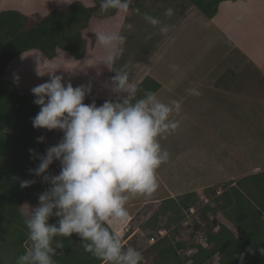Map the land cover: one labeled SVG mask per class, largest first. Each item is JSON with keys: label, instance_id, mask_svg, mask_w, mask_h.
<instances>
[{"label": "clouds", "instance_id": "obj_1", "mask_svg": "<svg viewBox=\"0 0 264 264\" xmlns=\"http://www.w3.org/2000/svg\"><path fill=\"white\" fill-rule=\"evenodd\" d=\"M131 4L132 0H99L101 13L115 10L121 20L113 29L94 33L102 54L85 64H102L115 73L106 86L117 94L116 100H105L100 106L95 101L85 104L91 84L73 87L62 75L55 74L59 67L39 73H47L49 80L31 89L36 97L33 102L40 108L32 118V126L60 130L63 136L45 154L29 149L30 158L39 159L38 166L29 172L41 177L49 187L39 194L37 205H28L24 212L30 247L18 256L16 264H56L57 249L64 247L63 239L57 238L72 234L80 238L86 252L103 264L143 262L142 252L125 247L120 234L111 231L107 223H124L129 219L126 204L131 196H151L157 191V170L169 160V152L162 148L160 139L179 127V121L172 116L182 112V102L164 103L153 92L138 97L141 82L130 77L128 70L115 68L125 51V32L132 29L126 18L130 12L139 13V9L130 8ZM173 14V8L165 10V16ZM143 18L158 27L161 34L170 30L157 17L144 13ZM187 91L200 95L196 88ZM36 139L40 143L45 137ZM54 161H59L60 171L51 175L47 170ZM34 183L35 179L22 180L20 187ZM50 218H55V222L50 223ZM259 251L264 254V248ZM244 256L245 253L239 254L241 264Z\"/></svg>", "mask_w": 264, "mask_h": 264}, {"label": "trees", "instance_id": "obj_2", "mask_svg": "<svg viewBox=\"0 0 264 264\" xmlns=\"http://www.w3.org/2000/svg\"><path fill=\"white\" fill-rule=\"evenodd\" d=\"M159 1L132 0L130 8L144 11ZM186 1L210 19L224 0ZM115 12L110 10L108 13H101L99 0L94 7L87 5L84 0H72L67 7L50 10L38 19L18 9L0 10V264H16L18 256L30 247L21 204L27 201L32 206L37 205L39 194L49 187L41 177L29 172V169L38 166L39 159L30 158L29 152L27 156H22L14 149L17 143L15 140L18 139L13 137V133H21L28 138L30 135L39 137L43 136V128L32 126V118L40 110L34 102V110L22 115L24 124L14 123L15 112L18 110L16 106L23 100L34 101L36 97L20 95L12 90L10 80L5 78L6 68L20 53L32 49L42 52L48 59L56 56L58 48L70 51L75 58H79L86 51V40L80 32L88 28L93 17L107 18ZM140 82L138 97L145 92L155 93L161 86L151 76H145ZM24 143L27 144L26 141ZM30 179H35L36 183L20 187L22 180ZM210 192L211 200L201 205L197 211L202 214L219 211L227 225L224 222L207 225L203 235L199 237L203 242L175 239L168 231L164 235L160 234L161 230L167 229L166 221L171 220V224L176 227L183 212L197 204L199 195L196 191L142 206L129 221L128 231L124 235L137 228L142 230L141 234L128 241L134 240L131 245L142 252L144 263L206 264L211 257L219 254V264H241L239 254L245 253L243 264H264V254L259 251L264 248V170L225 182L220 192L216 189ZM49 222L54 223L55 218H50ZM230 226L236 230V234ZM57 239H63L64 247L57 249V255L54 256L56 264L101 262L84 250L76 234ZM124 246L128 247L126 244ZM68 248L71 249L70 252L66 251ZM249 248L253 250L251 253L247 252ZM188 249L191 252L182 256L180 251ZM69 256L73 259L67 262Z\"/></svg>", "mask_w": 264, "mask_h": 264}, {"label": "rangeland", "instance_id": "obj_3", "mask_svg": "<svg viewBox=\"0 0 264 264\" xmlns=\"http://www.w3.org/2000/svg\"><path fill=\"white\" fill-rule=\"evenodd\" d=\"M84 1L87 5H93L97 2V0ZM68 4L69 3H65L64 0H0V10L18 9L22 13L34 19H38L50 10H61L67 7ZM144 13L159 19L163 17L162 13L154 15L148 10L143 11L139 9V13L130 12L125 22L130 23L132 29L126 31L125 35L127 32H131L134 36L136 35L133 42L137 44L131 45V48H133L131 56H134V59L131 60L130 55L126 54V52L130 51V43L133 42H126L124 45V57H126L129 62L124 63L127 66L120 67L122 63L121 57L115 64V68L118 67V70H133L130 77L134 78V80H136L138 72L144 73V70L148 72L151 70L147 63L143 62L145 58L149 57L150 53L146 54L145 50H141V47L139 48L140 50L138 49V44H140L144 36L146 37L147 33L149 34L150 31H152L153 34L155 33V27L144 20ZM174 16L175 14L171 17L166 16L165 22L169 23ZM120 20L121 16L116 12L112 16L103 19L93 17L89 22L88 28L80 32L82 38L86 40V49L88 47L91 49L85 52L92 54L96 53V56L101 55L102 50L95 40L94 33L100 29H113ZM203 43L204 42L197 41L191 45L189 52L183 48L179 55L176 52L174 54L175 56H169L167 75H175L176 70H173L171 65L177 64L180 58H194L196 55H200ZM186 46L189 47L188 45ZM227 47L228 43L226 41L223 44L220 40L216 41V51H212L216 59L215 77L217 75L220 76L222 70L235 69L239 64L243 63V60H238V54L235 51H232L230 57L225 59L222 58L223 60L220 59ZM26 54H37L43 59L42 61H44L42 66H45L47 62L45 55L37 49H32L20 54L9 63L6 69L9 75H11L15 65H17V60ZM63 54L72 55L70 51L58 48L56 55L61 57ZM144 55L146 56L141 60ZM139 60H141V62H139ZM137 62L139 67L137 66ZM143 63H145V65ZM91 70L94 71L93 67H91ZM244 72L248 73L249 68H246ZM133 73L134 75H132ZM197 75L198 74L194 75V77H171L170 79L172 80L169 79L170 83H176V87L169 92V94L166 93V88L165 91L163 90L164 93L161 92L162 96L160 95V98L164 96V99L169 102L178 100L182 101V103H187L189 106L182 105V112L179 114L181 115L182 121L181 129L178 133L173 131L166 134L164 138H162L163 142L161 146L169 152L168 161L171 163L174 159V152L179 151L180 147L182 148L184 157L183 171L180 174L182 186L178 188H168L167 195L174 194L177 196L192 190L196 191L199 195L197 204L183 212L181 221L178 222L176 227H174V224H171V220L166 221L167 229L165 231H168L175 239H193L194 242H203L202 238L199 237L203 235L202 232L207 225H217V223L220 222H224L227 225V222L219 211H207L206 214L197 211L201 205L211 200L212 194L210 190L216 189L220 192L221 186L225 182L235 181L245 175L264 170V102L256 101L257 103L250 104L247 100L244 101L243 98H239L238 94L233 96L225 87L221 88L216 83L214 86H206L205 81H207V78L204 76L200 79V77L197 78ZM258 75L261 74L259 73ZM160 79L166 81L164 77ZM201 81H204V84L201 85ZM260 84L264 85V78H262L261 81L259 80V86ZM190 88L198 89L200 95H190L187 91ZM258 102H261V104L259 103V105ZM179 115L173 114L172 118L179 121ZM60 135H63L60 130L49 131L43 128L44 140H47V138L51 139L50 144L52 145H56L55 143L60 141ZM195 151H200L203 154V159L198 162L199 164L208 165L212 160L214 166L212 168L206 166L196 167L194 164V166H192V154L195 153ZM170 168L171 170L167 169V174H162L160 181L157 171L159 187L153 195L156 196L157 193H166L165 189H163L166 185L173 187V164ZM230 177H233V179H230ZM230 228L233 230V233L236 234V230L231 226ZM132 243H134L133 239L127 242L129 246H131ZM190 252V249L180 251L182 256ZM67 258V262L73 259L71 256ZM142 264L147 263L142 262ZM206 264H219V254L211 257Z\"/></svg>", "mask_w": 264, "mask_h": 264}, {"label": "crops", "instance_id": "obj_4", "mask_svg": "<svg viewBox=\"0 0 264 264\" xmlns=\"http://www.w3.org/2000/svg\"><path fill=\"white\" fill-rule=\"evenodd\" d=\"M168 8L174 9L175 16L172 21L166 23L165 10ZM147 10L154 15L162 13V16L165 18L162 17L160 20L162 23L169 25L170 30L166 34H161L158 27H155L154 34L150 31L152 34L150 39H145V36L142 38L140 44H138V49L141 47V50H145L146 54H150L149 57L143 60L146 56L144 55L141 60L146 62L151 70L150 72L144 70V73L138 72L136 80L141 81L145 76H151L156 79L161 86L155 94L161 99V101L164 103H170L168 100L164 99V96L163 98H160V95L163 90L165 91V88L167 89L166 93L169 94V92L176 87V83H170V80H172L170 79L171 77H194V75L198 74L197 78L200 77L201 79L204 76L207 78V81H205L206 86H214L216 83L221 88L225 87L233 96L238 94L239 98H243L244 101L247 100L250 104H255L257 103L256 101L264 102V85L260 84L259 86V80L261 81L262 78H264V0H224L220 2L216 14L210 19L205 17L195 6L191 5L186 0H160L158 3H154L153 6L148 7ZM147 35L148 33L146 36ZM133 36L134 34L127 32L126 42H133L136 35ZM218 40H220L222 44L225 41L228 43V47L224 50V54L221 55L220 59L230 57L232 51H235L238 54V60H243V63L239 64L235 69H227L226 71L222 70V74L215 77L216 59L214 58L212 51H216V41ZM197 41L204 42L200 50L201 54L196 55L194 58H180V61L175 64L178 66L175 75H167L168 57L175 56L174 54L176 52L179 55L183 48L189 52L191 45ZM132 44L137 43H130V51L126 52L127 55H130L131 60L134 59V56H131L133 49L131 48ZM87 50L90 51V47H88L86 51ZM124 53L120 67L127 66L124 63L129 62L127 58L124 57ZM94 56H96V53L92 54L89 52H85L79 58H75L70 54H63L61 57L56 55L52 59L47 58L45 66H42L44 61H42L43 59H41L40 56L37 54H26L17 60V65H15L11 75L5 71V78L10 80L12 90L18 92L20 95L33 97L34 94L31 92V89L49 80V75L47 73L43 75H40L39 73H43L50 68L59 67L55 70V74L62 75L64 81H70L73 87L90 83L91 93L86 96L84 103L88 104L95 101L97 106H100L105 100H116L118 97L117 94L110 90L109 86H106V82L110 84L109 78L115 75L113 71L109 70L104 65H85L91 63ZM141 60H139V62H141ZM78 64H80L81 67L76 68ZM143 64L145 65V63ZM91 67H93L94 71L91 70ZM246 68H249L248 73L244 72ZM116 69L118 70V67H116ZM128 71L131 74L133 70ZM257 72L261 75H258L259 73ZM132 75H134V73ZM161 77H164L166 81L161 80ZM200 83L202 85L204 84V81H201ZM259 103L261 104V102H258V104ZM183 104L189 107L187 103H182V105ZM33 106V101L30 99L23 100L17 105L16 107L18 110L15 112L16 117L14 118V123L23 125L24 121L22 120V115L34 110ZM181 122V115H179V127L175 130L177 133L181 129ZM10 135L12 136L11 133ZM10 135H7V137H10ZM62 136L63 135L59 136V140H61ZM13 137L18 139L15 140L17 143L15 144L14 149L17 153H21L22 156H27L30 148L34 149L39 154H45V150L48 147L54 146L50 144L51 139L49 138L38 143L36 139L37 136L35 135H30V139L21 133H13ZM22 141H26L27 144L24 142L23 144L20 143ZM162 142L163 140L161 138L160 143ZM173 158L172 163L167 161L157 170L160 181L162 174H167V169L171 170L170 167L173 164V187L167 185L164 186L163 189H165L166 193H157L156 196L153 194L151 196H131L126 204V208L129 212V219L124 223H112L111 221L107 223V226L111 231L120 234L123 244L128 245L127 242L129 239L135 238L138 234H141L142 230L137 228L128 235H124V233L128 231L129 221L142 208V206L168 197H174V194L167 195V189L182 186L180 174L183 171L184 157L181 147L179 148V151L174 152ZM202 159L203 154L200 151H195V153L192 154V166H206L211 168L214 166L212 160L208 165L199 164L198 162ZM59 171V161H54L53 164L49 166L47 173L55 175L58 174ZM230 179H233V177H230ZM28 205L30 204L27 201H24L21 204V211L23 213L25 212V209H28ZM66 251L70 252L71 249L68 248ZM99 264H103V262L101 261Z\"/></svg>", "mask_w": 264, "mask_h": 264}, {"label": "built area", "instance_id": "obj_5", "mask_svg": "<svg viewBox=\"0 0 264 264\" xmlns=\"http://www.w3.org/2000/svg\"><path fill=\"white\" fill-rule=\"evenodd\" d=\"M165 233H166L165 230H161V231H160V234H161V235H164ZM151 241H153V240H151Z\"/></svg>", "mask_w": 264, "mask_h": 264}]
</instances>
